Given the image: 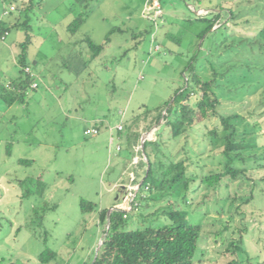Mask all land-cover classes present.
Here are the masks:
<instances>
[{
    "label": "rangeland",
    "instance_id": "rangeland-1",
    "mask_svg": "<svg viewBox=\"0 0 264 264\" xmlns=\"http://www.w3.org/2000/svg\"><path fill=\"white\" fill-rule=\"evenodd\" d=\"M34 2L29 32L13 28L5 40L0 37V81L12 88L9 80L19 75L20 42L28 37L27 62L39 82L38 88L29 89L26 101L8 103L0 97V258L14 264H90L106 234L99 210L124 207L127 191L122 186L132 182L133 174L137 178L143 174V163L133 160L146 157L135 150L134 140L148 131L155 137L162 129L163 119L157 123L148 118L186 85L190 63L203 77L212 76L210 62L229 61L241 47L244 52L249 45L238 42L249 41L261 29L264 0H159L162 14L158 16L148 11L151 0ZM199 8L212 12L196 13ZM84 10H89L84 23L70 34L68 23ZM215 15L219 21L200 38ZM1 18L6 16L0 0ZM88 38L104 45L93 60ZM240 75H247L245 68ZM229 91L222 93L242 99L246 89ZM259 98L260 94L247 98L248 113L259 106ZM247 119L239 125L240 131L252 127ZM262 123L264 127V118ZM119 124L124 127L121 131ZM88 127H97L99 133L86 135ZM260 139L264 142V133ZM188 140L196 145L202 139ZM179 148L180 144L174 151ZM208 155L213 153L200 158L204 174L218 168L216 159H205ZM229 185L217 193L209 189L204 197V183L188 194L192 201L184 207L188 220L203 227L202 252L195 264H223L231 232L244 228L235 209L240 200L234 204L231 198L225 202L218 198L228 193L233 198L235 190L246 197L251 186L239 180ZM83 200L97 207L83 211ZM254 205L264 206V191H256ZM154 209L141 214L136 210L133 225L139 215L148 216ZM222 221L230 229L216 236ZM245 246L248 253L241 254L243 260L249 254L250 264H264L263 224H249ZM46 248L56 251L57 257L42 263L39 255Z\"/></svg>",
    "mask_w": 264,
    "mask_h": 264
},
{
    "label": "trees",
    "instance_id": "trees-1",
    "mask_svg": "<svg viewBox=\"0 0 264 264\" xmlns=\"http://www.w3.org/2000/svg\"><path fill=\"white\" fill-rule=\"evenodd\" d=\"M1 1L3 7L6 3H14L19 13H11L6 19H0V37L13 28L28 33L32 27L30 13L35 7L34 0ZM83 5L85 8L87 4ZM88 13L89 10H84L68 23L67 30L70 34L78 31ZM219 18V15H215L210 20L208 27L200 33V38L209 32ZM87 41L93 50V60L102 53L104 45L90 38ZM30 42L28 37L20 42V52L16 56L19 75L9 80L12 88L8 89L6 84L0 81V97L8 103L26 101L29 89L33 88L32 83L37 81L38 76L33 71V75L26 71V67L30 66L27 62ZM242 44L249 46L244 52L241 50L243 47L237 48V54L229 61L217 64L210 62L212 76L203 77L198 66L194 62L190 63L186 85L178 88L171 103L168 102L166 107L151 117L157 123L162 119L164 122L161 131L155 137L145 139L143 149L139 150L143 151L142 156L146 159L142 157L136 162L137 165L143 163V174L133 180L135 185L142 183L132 201V209L127 216H124L123 211H112L103 243L96 259L90 264H195L199 253L202 252L200 243L203 227L202 224L188 220L189 214L184 209L192 202L188 194L199 191L205 183L207 188L201 190L204 197H207L211 193L209 189L216 193L223 187L229 189V181L235 180L250 184L251 189L246 197L239 195L235 190L233 198L229 193L218 198L224 202L231 198L234 204L236 200H240L235 209L244 224L243 229L236 228L231 232L225 254L228 256L223 264H250L249 254L246 260L241 257L242 253H248L245 237L249 224L254 221L264 225V219L256 218L258 215H264V206L254 205L256 191H264V142L260 139L261 133H264V24L249 41L241 39L238 42V45ZM244 68L247 75L241 76L240 72ZM1 74L3 73L0 70ZM38 87L39 82L36 88ZM227 88L234 93L245 89L246 91L242 99H236L232 95H223L222 92ZM258 94L259 106L248 113L247 98ZM247 118H250L252 127H245L244 131H240L239 125L247 121ZM190 137L194 140L202 139L196 144L203 146L201 152L196 150V145L190 143ZM178 144L180 148L175 152ZM208 151L213 155H208L205 159L212 162L216 159L218 168L204 174L202 170L205 165L201 164L200 158ZM19 161L31 163L29 159ZM81 205L83 211H93L97 207L96 203L84 200ZM241 206L249 208L242 210ZM151 207H155L154 211L148 216L139 215L138 221L133 225L136 210H140L141 214ZM107 213V208L99 210L98 213L100 225L104 227L108 224ZM222 224L223 227L216 232V236L229 231L230 225L227 221H222ZM260 240L258 237L254 241L257 244ZM56 257V251L46 248L40 253L39 260L49 263ZM0 264L14 262L2 257Z\"/></svg>",
    "mask_w": 264,
    "mask_h": 264
},
{
    "label": "built area",
    "instance_id": "built-area-1",
    "mask_svg": "<svg viewBox=\"0 0 264 264\" xmlns=\"http://www.w3.org/2000/svg\"><path fill=\"white\" fill-rule=\"evenodd\" d=\"M148 8V11L153 12L156 16L158 15H161L162 14V8H161V4L159 2V0H151V4L147 6ZM18 11L17 9V6L14 4V3H6L4 4V7H3V16H7L13 12H16ZM8 32L5 33V35H3L2 39L4 40L7 36ZM26 71L29 72L30 74H34L30 67H26ZM33 88H36L38 86V82L35 81L32 83L31 85ZM123 125L122 124H119L117 126V129L119 131L123 130ZM85 134L86 135H97L99 133V129L97 127H88L85 129ZM114 142V137L112 136L111 137V143ZM117 149H121V147L118 145L117 146ZM140 188V185H135L134 187H132V190H135V192L133 193V195L129 197L127 203H125V206L124 207H121V209H118V208H114L113 211L115 210H120V211H123L124 212V216H127V213L131 211L132 209V201L135 197V195L137 194L138 190ZM146 188L148 189L149 186L147 185Z\"/></svg>",
    "mask_w": 264,
    "mask_h": 264
},
{
    "label": "crops",
    "instance_id": "crops-1",
    "mask_svg": "<svg viewBox=\"0 0 264 264\" xmlns=\"http://www.w3.org/2000/svg\"><path fill=\"white\" fill-rule=\"evenodd\" d=\"M199 10L201 11V10H203V11H205V13L206 14H209L210 12H212V9H208V8H199L198 10H196V13L197 12H199ZM214 11H216V10H214ZM217 12V11H216ZM219 20H217V22H218ZM216 25V24H215ZM150 121H153V118H149V120H148V122H150ZM155 126V125H154ZM124 129V128H123ZM151 130H152V128H151ZM149 134V131L148 132H146L145 134L144 133H142V135H141V137L138 139V140H134V147H135V150L136 151H139L140 149H143V145H142V140H143V138H144V136H145V139H151V138H153L154 136H152L151 134L150 135H148ZM138 159H139V157L138 156H134V160H133V162H137L138 161ZM133 176L134 177H132V182L131 183H129V184H125L124 186H122V188L123 189H126V191H127V194H126V196H125V203H127V201H128V199H129V194L128 193H131V190H132V187H134V186H132V185H135V183L133 182V180L135 179V178H137V176H135V174H133Z\"/></svg>",
    "mask_w": 264,
    "mask_h": 264
},
{
    "label": "water",
    "instance_id": "water-1",
    "mask_svg": "<svg viewBox=\"0 0 264 264\" xmlns=\"http://www.w3.org/2000/svg\"><path fill=\"white\" fill-rule=\"evenodd\" d=\"M164 114H166V111L164 112ZM144 141H145V136H144V138H143V140H142V145H143ZM141 183H142V182H141ZM141 183H140V184H141ZM114 208H115V207H113V209H114ZM113 209H112V208L109 209V210H108V213H107V216H108V225H107V228H108L109 223H110V215H111ZM105 235H106V234H105ZM102 243H103V240L100 241V243H99V245H98V247H97L96 254H95V257H94V260H95L96 257H97L98 251H99L100 246L102 245Z\"/></svg>",
    "mask_w": 264,
    "mask_h": 264
}]
</instances>
